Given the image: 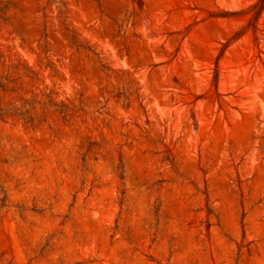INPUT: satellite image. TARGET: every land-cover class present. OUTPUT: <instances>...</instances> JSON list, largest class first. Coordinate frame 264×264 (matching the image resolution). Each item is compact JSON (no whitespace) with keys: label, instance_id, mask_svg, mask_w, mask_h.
<instances>
[{"label":"rangeland","instance_id":"374dc122","mask_svg":"<svg viewBox=\"0 0 264 264\" xmlns=\"http://www.w3.org/2000/svg\"><path fill=\"white\" fill-rule=\"evenodd\" d=\"M258 1L0 0V264H264Z\"/></svg>","mask_w":264,"mask_h":264},{"label":"trees","instance_id":"16d2710c","mask_svg":"<svg viewBox=\"0 0 264 264\" xmlns=\"http://www.w3.org/2000/svg\"><path fill=\"white\" fill-rule=\"evenodd\" d=\"M263 8H264V0H259L251 9V11L253 12V17L251 21L255 22L258 19ZM216 82H217V75H215L214 77V83Z\"/></svg>","mask_w":264,"mask_h":264}]
</instances>
